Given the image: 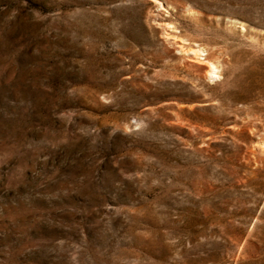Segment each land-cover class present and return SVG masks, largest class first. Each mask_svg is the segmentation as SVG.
Instances as JSON below:
<instances>
[{"label":"rangeland","instance_id":"1","mask_svg":"<svg viewBox=\"0 0 264 264\" xmlns=\"http://www.w3.org/2000/svg\"><path fill=\"white\" fill-rule=\"evenodd\" d=\"M0 264H264V0H0Z\"/></svg>","mask_w":264,"mask_h":264},{"label":"bare ground","instance_id":"2","mask_svg":"<svg viewBox=\"0 0 264 264\" xmlns=\"http://www.w3.org/2000/svg\"><path fill=\"white\" fill-rule=\"evenodd\" d=\"M191 52L196 54H204L202 49H191ZM219 66H217L215 63L208 61V69L206 70L207 74L211 77L218 76L219 72Z\"/></svg>","mask_w":264,"mask_h":264}]
</instances>
